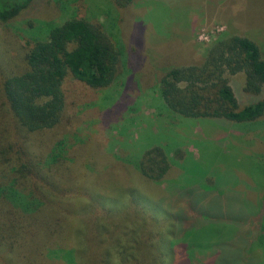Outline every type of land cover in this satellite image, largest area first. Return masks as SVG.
<instances>
[{"label": "rangeland", "instance_id": "374dc122", "mask_svg": "<svg viewBox=\"0 0 264 264\" xmlns=\"http://www.w3.org/2000/svg\"><path fill=\"white\" fill-rule=\"evenodd\" d=\"M24 1L0 0V4ZM73 17L100 24L117 44V74L102 88L67 75L62 84L66 118L59 126L32 134L30 144L46 153L63 139L76 177L101 178L104 193L117 190L115 183L121 180L119 174L113 178L116 171L107 164L131 169L136 184L147 188L150 216L167 212L177 221L175 238L188 252L187 257L179 251L177 264H188L187 259L191 264H241V255L246 262L248 239L260 233L258 212L264 211V117L252 123L185 117L166 109L159 83L173 66L202 63L221 34L241 32L238 35L250 37L264 53V0H129L123 6L116 0H27L15 18L0 22V53L9 57L8 65L17 63L23 40L46 39L50 26ZM226 77L240 105L263 98L264 89L259 94L245 91L243 72ZM152 146L162 147L170 158L161 183L146 182L133 171L134 162ZM105 214L104 226L117 223L112 230L116 234L118 230L127 234L125 226L134 221L138 232L150 225L144 220L147 216L129 207ZM77 222V240L82 244L91 231L79 218ZM4 223L0 219V264L93 263L67 251L44 253L35 231L39 223L26 224L28 234L26 228L4 233ZM172 242L161 227L156 240L146 246L139 240L135 251L167 259ZM253 251L256 262L258 249Z\"/></svg>", "mask_w": 264, "mask_h": 264}, {"label": "trees", "instance_id": "16d2710c", "mask_svg": "<svg viewBox=\"0 0 264 264\" xmlns=\"http://www.w3.org/2000/svg\"><path fill=\"white\" fill-rule=\"evenodd\" d=\"M116 1L123 6L129 0ZM26 2L0 4V22L15 18ZM19 60L8 65L9 57L0 53V219H5L4 233L19 228L23 231L31 221L39 223L40 229L35 231L39 249L44 253L67 251L92 264H163L167 261L177 264L179 251L188 257L185 245L181 244L180 248L175 238V217L172 219L166 211L163 215L150 216L152 207L145 197L147 188L136 184L130 175L131 169L107 164L116 171L113 178L119 174L121 180L115 183L117 190L104 193L101 178L76 177V169L67 160L63 139L56 140L46 153L36 150L29 142L32 134L59 126L66 118L62 84L67 75L93 88L106 87L115 79L120 50L102 26L75 17L52 25L47 29L46 39L23 40ZM238 72L245 74V91L261 93L264 53L248 36L221 34L210 44L202 63L169 68L160 79L159 93L166 109L185 117L252 123L264 117V96L240 105L226 77V73ZM169 159L162 147L152 146L134 162L133 171L146 182L161 183L170 169ZM125 207L141 211L150 225L138 232L134 221L125 226L127 234L112 231L117 223L104 226L106 211ZM258 213L261 230L248 239L244 252L247 261L241 255V264H264V211ZM131 215L137 219L135 214ZM77 218L91 231L82 244L77 240L80 231H75ZM161 227L173 240L168 248L171 256L149 258L142 251L136 253L139 240L148 245L159 236ZM28 229L24 234L29 233ZM215 245L212 249L216 246L221 249L220 244ZM69 246L72 250L64 249ZM78 247L83 251L79 252ZM89 248L91 251L85 252ZM254 249H258L256 262ZM186 262L191 264L189 259Z\"/></svg>", "mask_w": 264, "mask_h": 264}, {"label": "crops", "instance_id": "0c3cea01", "mask_svg": "<svg viewBox=\"0 0 264 264\" xmlns=\"http://www.w3.org/2000/svg\"><path fill=\"white\" fill-rule=\"evenodd\" d=\"M229 33H232V34H242L241 32H229Z\"/></svg>", "mask_w": 264, "mask_h": 264}]
</instances>
